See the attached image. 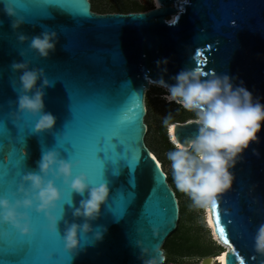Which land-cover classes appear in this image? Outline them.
I'll use <instances>...</instances> for the list:
<instances>
[{
    "label": "water",
    "instance_id": "95a60500",
    "mask_svg": "<svg viewBox=\"0 0 264 264\" xmlns=\"http://www.w3.org/2000/svg\"><path fill=\"white\" fill-rule=\"evenodd\" d=\"M156 1L160 7L152 3V8L138 13H97L92 10L90 0H78L87 13L80 16L57 6H48L47 16L41 14L40 8L32 9L21 32L29 38L43 31H55L59 35L56 52L44 59L30 49L29 43L19 42L11 20L2 13L3 0H0V163L9 162L4 152H11L15 146L18 153L22 148L27 152L23 175L35 170L43 150H59L55 144L60 133L91 145L98 131H104L105 137L110 135V129L104 127L106 121L125 113L133 119L134 138L124 137L122 144L113 139L117 154L114 160L110 149L108 158L103 151L97 153L104 165V182L110 189L108 204L103 207L101 217L93 222L94 229L103 234V240L96 241L94 236L81 233V249L73 255L65 249L63 221L58 237L48 233L66 257L64 264H142L136 242L143 240L149 248H162L177 229L180 207L176 194L145 144L146 94L151 88L145 74L152 79L159 77L156 61L164 58L169 61L164 77L169 83H173L171 77L186 68L199 69L205 78L213 73L227 74L236 84L242 81L264 103V0ZM24 2L40 5L44 0ZM177 16V22L170 25L168 21H174ZM14 61L44 70L52 82L46 89L45 110L56 117L54 132L37 135L36 118L24 115L16 122L25 135L22 145L14 139L5 140L2 134L7 120L12 136L17 135L11 123L12 113L18 112L19 93L18 88L13 90V81L18 79V74L11 69ZM68 89L82 97L78 118L72 122H69L72 111ZM106 104L111 106L110 112L105 111ZM175 125L173 133L178 140L192 136L196 129L195 124L188 122ZM137 148L139 160L133 167L129 162L135 163ZM253 149L259 156L253 154ZM62 155L68 159L66 154ZM156 165L161 178L154 174ZM233 172V188L217 204L222 224L227 222L228 243L217 231L210 209L214 231L221 243L228 246L225 264L230 259H234V264H264V256L257 254L253 247L255 231L264 223V128L260 143L250 146ZM75 173L80 174L77 170ZM19 183L20 178L14 191L18 190ZM0 196H6L2 188ZM72 197L73 206L78 207L82 197L75 193ZM117 197L125 199L120 214ZM65 211L71 220L72 209L67 204ZM31 215L46 224L42 215ZM46 264H56V261Z\"/></svg>",
    "mask_w": 264,
    "mask_h": 264
},
{
    "label": "clouds",
    "instance_id": "9594fccd",
    "mask_svg": "<svg viewBox=\"0 0 264 264\" xmlns=\"http://www.w3.org/2000/svg\"><path fill=\"white\" fill-rule=\"evenodd\" d=\"M2 13L11 20V28L17 33L19 42L29 43L30 49L39 57L49 59L56 52L57 32L43 31L29 38L21 32L26 20L14 4L3 0ZM177 20L178 16L168 23L174 25ZM168 63L166 58L156 61L159 77L152 79L146 73L145 79L149 86L164 90L162 100L192 113L193 119L188 123L195 124L196 129L192 136L183 140L172 137L173 147L165 157L176 190L188 197L191 209L207 212L233 188V169L243 154L252 144L260 143L264 103L255 98L242 81L236 84L227 74L213 73L205 78L197 69L186 68L171 77L173 83H169L164 78ZM11 69L18 74V79L13 81V90L19 89L18 112H13L12 118L20 122L24 115H30L36 118L34 132L37 135L54 132L56 117L45 110L44 103L46 89L52 86L47 74L22 61L12 62ZM171 121V113L162 121L170 132L176 127ZM23 154L27 156L24 150ZM253 154L259 156L254 149ZM79 167L78 162L65 159L55 149L43 150L35 170L21 176L13 198L0 196V228L11 226L19 234L31 236V213H37L45 218V228L52 234L60 232L63 221L65 249L73 255L81 249V233L102 241L103 234L94 229L93 222L101 217L103 207L108 204L110 189L105 182L93 184L84 173L77 175L75 170ZM69 193L71 204L67 203ZM73 193L82 197L78 207L73 206ZM66 204L72 209L71 220L66 215ZM6 235L0 232V237ZM136 245L141 251L142 264H165L167 257L163 248H149L143 240H138ZM253 247L257 254L264 256V223L255 231Z\"/></svg>",
    "mask_w": 264,
    "mask_h": 264
},
{
    "label": "snow or ice",
    "instance_id": "6c2138e0",
    "mask_svg": "<svg viewBox=\"0 0 264 264\" xmlns=\"http://www.w3.org/2000/svg\"><path fill=\"white\" fill-rule=\"evenodd\" d=\"M14 4L16 9H20V16H22L26 22H28V14L32 13V9L40 8L42 9V15L47 16L48 6H57L63 8L65 11L71 12L74 15H86V9L81 5L78 0H74L72 3L66 2V0H44L43 4L33 5L25 3L24 0H7ZM35 18H33L34 20ZM199 55V52L197 53ZM200 71L199 69H197ZM204 74L203 72H201ZM69 95L71 97V111L72 119L69 122L78 118V106L81 102L82 97L77 93L68 89ZM105 111L110 112L111 106L105 105ZM7 120L2 129V134L5 140L9 141L11 139L15 140V143L23 144L25 135L22 134V129L20 125H17L16 121L12 118L11 123L15 125L17 129V135L12 136L9 128L7 127ZM68 122V123H69ZM132 116L125 113L118 115L106 121L104 127L110 129V135L105 137L104 131H98L94 137V141L91 145H87L83 142H79L76 139L70 137L68 134L62 132L56 136V148L58 151L67 155L68 159L73 162H78L80 167L76 170L79 173H84L89 176L93 184L104 183L103 175V162L98 158L97 153L103 151L106 158H108V150L110 149L113 153V160L116 158V144L113 143V139L119 143H123L124 137L134 138V128H133ZM107 145V147H104ZM139 148L134 150L135 163L129 164L133 167L137 164ZM7 155L9 162L7 164L0 163V188L4 191L6 196L12 197L16 192L13 189L17 187V179L22 176V172L27 168L25 165L26 157L23 154V149L20 148L18 153L14 147H12L11 152H4L3 156ZM153 159H155L153 157ZM159 166H155V176L161 178L162 174L158 171ZM162 186V185H161ZM156 189H153L155 193ZM166 191V190H165ZM131 193H129V199L131 198ZM116 201L119 202V212L122 213L125 206V199L123 197H117ZM150 200L146 201V204ZM67 203L71 204V194H68ZM215 217L216 229L220 236L225 239V243H228V238L225 233V222L222 224L220 212L218 210V205L211 209ZM145 214V213H144ZM35 226V227H34ZM33 234L25 239L23 235H17V231L11 226H4L0 228V232L7 233L6 236L0 237V264H46L49 261H56V264H64L66 257L63 252L57 247L56 241L48 235V231L45 228V224L39 217L32 218ZM53 236L58 237L59 233L53 234ZM231 247V244H229ZM235 255V250H234ZM5 257H8L7 259ZM223 259V257H220ZM228 264H234V259H230Z\"/></svg>",
    "mask_w": 264,
    "mask_h": 264
},
{
    "label": "rangeland",
    "instance_id": "374dc122",
    "mask_svg": "<svg viewBox=\"0 0 264 264\" xmlns=\"http://www.w3.org/2000/svg\"><path fill=\"white\" fill-rule=\"evenodd\" d=\"M92 10L97 13L130 12L137 9L148 10L152 7L151 0H90ZM164 90L151 87L146 94L147 115L145 123L148 131L145 144L162 164L169 176V185L175 192L180 207L177 229L165 243L167 261L165 264H202L206 258L217 255L222 250L214 240L213 234L206 224L204 210L189 207L190 201L183 193L176 190L172 181L169 161L165 154L172 149L167 136V127L162 123L163 118L171 113V123L186 122L193 119V114L186 112L179 105L169 104L161 99ZM211 256V257H210Z\"/></svg>",
    "mask_w": 264,
    "mask_h": 264
},
{
    "label": "bare ground",
    "instance_id": "6f19581e",
    "mask_svg": "<svg viewBox=\"0 0 264 264\" xmlns=\"http://www.w3.org/2000/svg\"><path fill=\"white\" fill-rule=\"evenodd\" d=\"M151 2L155 5V7H160L156 0H151ZM172 137H174L173 129L171 130V132L169 131L168 138H169L170 143H171ZM152 155L156 159V161L158 162L159 166L162 167V164L158 160V158L154 154H152ZM205 215H206V224H207L208 228L210 229L211 233L213 234L212 236L214 237V240L217 243H219V245L222 247L223 250H221V252L217 256L208 259L207 261H205L202 264H215V262H218V264H225V256H226V251L228 250V246H226L223 243H221V241L218 239V237H217V235H216V233L214 231V225H213V220H212V216H211L210 210L205 212ZM220 257H223V259H221Z\"/></svg>",
    "mask_w": 264,
    "mask_h": 264
},
{
    "label": "flooded vegetation",
    "instance_id": "af4514ba",
    "mask_svg": "<svg viewBox=\"0 0 264 264\" xmlns=\"http://www.w3.org/2000/svg\"><path fill=\"white\" fill-rule=\"evenodd\" d=\"M152 4V3H151ZM152 8V7H151ZM149 10V9H148ZM144 11H147V10H144V9H137V10H134V11H130V12H136V13H138V12H144ZM130 12H121V13H130ZM109 13H111V12H109ZM221 252V251H220ZM219 254V253H218ZM217 254V255H218ZM217 255H214V256H212V257H215V256H217ZM211 257V256H210ZM211 257V258H212Z\"/></svg>",
    "mask_w": 264,
    "mask_h": 264
},
{
    "label": "trees",
    "instance_id": "16d2710c",
    "mask_svg": "<svg viewBox=\"0 0 264 264\" xmlns=\"http://www.w3.org/2000/svg\"><path fill=\"white\" fill-rule=\"evenodd\" d=\"M186 120H187V119H185V120L182 121V122H186ZM172 146H173V145H172ZM167 181H168V183H169V181H170L169 176H167ZM176 197H177V196H176ZM177 199H178V198H177ZM178 203H179V202H178ZM180 211H181V210H180ZM167 240H168V239H167ZM167 240H166V241H167ZM166 241H165V243H166ZM165 243H164V245H163V247H162L163 249H165V247H164V246H165ZM166 261H167V258H166ZM166 261H165V262H166Z\"/></svg>",
    "mask_w": 264,
    "mask_h": 264
}]
</instances>
